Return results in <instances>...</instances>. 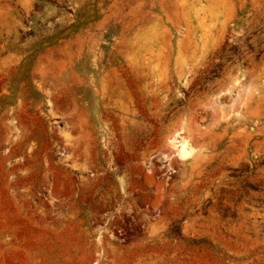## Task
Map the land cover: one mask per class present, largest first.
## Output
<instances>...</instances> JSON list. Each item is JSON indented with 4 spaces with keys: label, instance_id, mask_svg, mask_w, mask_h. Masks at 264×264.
I'll return each mask as SVG.
<instances>
[{
    "label": "rangeland",
    "instance_id": "obj_1",
    "mask_svg": "<svg viewBox=\"0 0 264 264\" xmlns=\"http://www.w3.org/2000/svg\"><path fill=\"white\" fill-rule=\"evenodd\" d=\"M0 264H264V0H0Z\"/></svg>",
    "mask_w": 264,
    "mask_h": 264
},
{
    "label": "bare ground",
    "instance_id": "obj_2",
    "mask_svg": "<svg viewBox=\"0 0 264 264\" xmlns=\"http://www.w3.org/2000/svg\"><path fill=\"white\" fill-rule=\"evenodd\" d=\"M238 79H234V85L237 83ZM239 84V82L237 83ZM228 90V89H227ZM231 90H229L230 92ZM231 93V92H230ZM226 94V93H225ZM228 94V92H227ZM218 99L215 98L213 103L210 105V110L212 111L211 119L214 125H224L227 123V117L225 118L224 114L222 115L221 108L219 109ZM221 106V105H220ZM244 106V105H242ZM217 107V108H216ZM80 111V110H79ZM87 124V123H86ZM76 126V125H75ZM79 127V126H78ZM193 129V128H192ZM196 132L202 134V131L196 127ZM195 129H193L195 131ZM82 130V129H81ZM81 132V131H80ZM195 132V133H196ZM89 134V133H88ZM87 134V135H88ZM79 137V136H78ZM205 137V136H203ZM89 138V137H88ZM190 137L187 135H183V133L174 131V133L169 137V144L173 150L174 156L181 159L186 160L191 155L192 147L190 145ZM110 141V140H109ZM88 142V141H87ZM87 146V145H86ZM110 147V146H109ZM84 148V147H83ZM86 149V148H85ZM85 151V150H84ZM88 151L87 153H89ZM104 153V152H103ZM87 155V154H86ZM88 156V155H87ZM203 160V159H202ZM201 161V160H200ZM86 163V162H85ZM195 164V163H194ZM197 165V164H196Z\"/></svg>",
    "mask_w": 264,
    "mask_h": 264
}]
</instances>
